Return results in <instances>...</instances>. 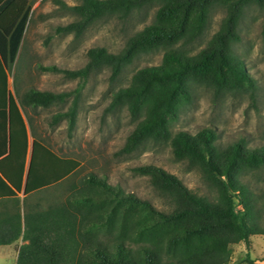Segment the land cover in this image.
Masks as SVG:
<instances>
[{
    "label": "trees",
    "instance_id": "16d2710c",
    "mask_svg": "<svg viewBox=\"0 0 264 264\" xmlns=\"http://www.w3.org/2000/svg\"><path fill=\"white\" fill-rule=\"evenodd\" d=\"M80 1L70 7L79 19L58 26V33L80 35L106 16L127 17L147 6H153L155 13L153 21L133 34L120 52L94 47L88 51L85 67L66 70V75L83 80L72 92L55 93L35 86L21 91L15 81V95L10 93L0 143V245L22 241L16 264H230L231 246L243 243L250 250V236L264 235V196L260 203L241 177L246 168L264 166V146L251 149L244 142H237L220 148L217 133L210 127L196 134L179 130L172 136L175 156L200 165L218 187L216 199L193 192L176 175L150 164L138 170L149 174L153 185L172 200L174 205L169 212L125 192L111 184L106 175L93 171L81 178L79 184L69 187L64 201L40 208L29 199L63 186L81 162L60 155L39 137L27 108H48L73 95L70 109L53 116V123L68 118L73 131L78 99L92 69L110 66L115 79L139 55L162 46L170 47L165 53V64L141 68L136 75L140 87L172 79V92L190 101L193 83L252 86L254 80L244 63L233 56V45L240 40L239 24L247 8L256 5L264 11V0ZM215 7H222L226 15L206 47L196 54L172 48L179 42L186 46L199 40ZM31 10L32 0H0V30L14 24L8 40L11 68L17 60ZM40 68L52 70L56 66ZM133 90L137 98L143 93L127 88L120 90L118 96ZM164 129L161 118L140 120L123 151L136 149L147 137L162 134ZM30 136L34 138L32 143ZM22 192L23 202L19 196ZM235 264L264 263L252 258L248 251Z\"/></svg>",
    "mask_w": 264,
    "mask_h": 264
},
{
    "label": "rangeland",
    "instance_id": "374dc122",
    "mask_svg": "<svg viewBox=\"0 0 264 264\" xmlns=\"http://www.w3.org/2000/svg\"><path fill=\"white\" fill-rule=\"evenodd\" d=\"M80 2L32 0L19 54L13 69L10 67L21 91L30 86L55 93L74 91L83 80L66 75V70L85 67L91 48L105 47L110 52H120L133 34L153 21L155 13L153 6H147L127 17L106 16L80 35L74 32L58 33V26L79 19L70 7ZM225 15L222 7H215L208 27L199 40L186 46L179 42L172 48L196 54L207 46ZM13 27L14 24L5 31L0 30V47L3 49L8 47ZM238 32L240 40L233 45V56L244 63L254 80L252 86L238 87L232 82L219 87L193 83L190 101L172 92V79L153 81L140 87L136 75L141 68L165 64V53L170 47L162 46L139 55L115 79H112L110 66L92 69L78 99L73 131L69 129L68 118L53 123L56 113L70 109L73 95L48 108L27 109L39 137L60 155L74 157L81 162L78 171L63 186L33 195L29 202L46 208L64 201L70 193L69 187L79 184L81 178L93 171L100 176L106 175L111 184L120 186L125 192L134 193L149 200L156 208L169 212L174 205L172 200L153 185L149 174L138 170L150 164L176 175L193 192L216 199L218 187L200 165L188 158L175 156L172 136L179 130L196 134L200 129L210 127L217 133L220 148L237 142H244L251 149L264 146V11L256 5L248 7ZM40 65L56 66V69L45 70ZM127 88L143 90V93L138 98L134 90L118 96L120 90ZM147 117L155 120L161 118L166 129L162 134L147 137L136 149L124 152L129 134L140 120ZM241 175L242 181L248 184L261 203L264 196V166L246 168ZM250 241V250L243 243L231 246L230 264L243 260L248 251L252 258L264 263V235H252ZM21 243L19 241L18 244ZM16 260L13 247H0V264H16Z\"/></svg>",
    "mask_w": 264,
    "mask_h": 264
},
{
    "label": "crops",
    "instance_id": "0c3cea01",
    "mask_svg": "<svg viewBox=\"0 0 264 264\" xmlns=\"http://www.w3.org/2000/svg\"><path fill=\"white\" fill-rule=\"evenodd\" d=\"M8 51H9L8 47L6 49H3L2 47H0V143H1V138L3 137L2 130L4 129L3 117H4L5 113H6V115H7V113H9L10 93L15 95V89H16L15 78L13 76V73L11 72L13 67H12V69H10V65H9V52ZM17 101H18V99H17ZM18 104H19V101H18ZM20 107H21V105H20ZM21 109H22L24 115L26 116L25 110L23 109V107H21ZM27 109H29V108H27ZM30 142L32 143L31 136H30ZM19 196L23 202V198L25 196L24 192L20 193ZM7 203L10 204L11 202L8 201ZM2 209H3V206L0 205V211ZM16 245L19 246L20 244L14 243L11 245H0V247L1 246L13 247L14 253L17 254V250H16L17 246Z\"/></svg>",
    "mask_w": 264,
    "mask_h": 264
}]
</instances>
